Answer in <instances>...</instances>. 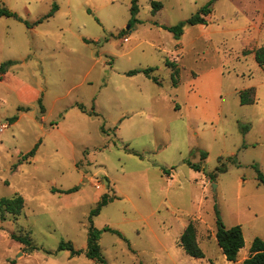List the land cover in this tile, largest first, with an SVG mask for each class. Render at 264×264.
<instances>
[{"label":"rangeland","instance_id":"rangeland-1","mask_svg":"<svg viewBox=\"0 0 264 264\" xmlns=\"http://www.w3.org/2000/svg\"><path fill=\"white\" fill-rule=\"evenodd\" d=\"M209 1L138 0L134 20L133 0H0L19 16L0 17V199L25 198L0 214V264H101L85 253L91 225L120 232L102 233L106 264H241L264 239V0H215L205 23L166 28ZM146 67L160 83L128 74ZM250 87L256 102L241 104ZM218 215L243 229L237 261ZM190 221L205 258L179 244Z\"/></svg>","mask_w":264,"mask_h":264},{"label":"trees","instance_id":"trees-1","mask_svg":"<svg viewBox=\"0 0 264 264\" xmlns=\"http://www.w3.org/2000/svg\"><path fill=\"white\" fill-rule=\"evenodd\" d=\"M215 0H210L206 5L201 7L199 11L191 16L186 21H182L177 25L174 26H167L166 28L172 32L175 33L177 37H180L185 30V26L187 24H198V23H205L206 22V16L209 15L212 12V4ZM138 0H133V4L131 7V12L133 15L134 20L136 19V15L139 12L138 7ZM163 7V2L161 1H153V12L156 13L158 10H160ZM57 6H54L53 10L46 15L44 18H48L51 15L54 14ZM18 17L19 16L13 12L11 9H9L7 6L2 5L0 6V17ZM43 19L38 20V22H41ZM254 55L257 63L261 66H264V44L258 47L254 50ZM13 61H7L2 64L1 68L2 70H5L7 66L11 65ZM167 65L172 68V80L174 84H177L178 82V73L180 69L178 68V64L175 61L167 60ZM156 67H146V68H139V69H133L128 71L129 75H133L139 72L144 73L146 76L150 77L152 80H154L157 83H160V79L157 75H155ZM240 102L241 104H252L256 102V89L255 87H250L246 90H243L240 92ZM83 110H85V107L80 106ZM23 109V108H20ZM44 110V107H43ZM18 119V116L15 115L11 118H9V122L13 123ZM242 129L244 131H247L249 129L248 125H242ZM39 143L35 145V147L29 151L27 154L23 156V160H30L31 157H33L38 149ZM207 157V153H202V158L205 159ZM191 164V162H189ZM193 165V164H191ZM197 169H200V165H193ZM258 169V168H257ZM227 171V165L224 163L221 166H219L215 171L211 172L212 179L215 178L218 174V172H225ZM259 177L264 183V173L259 171ZM74 189H70L69 191H72ZM110 200V197H103V199L100 201L98 206L92 211V215L99 214L101 211L102 206L108 204ZM25 206V198L21 194H17L13 197H3L0 199V214L1 217L4 218L6 213H10L13 215H19L22 211V209ZM216 240L218 242V245L220 246L222 252L226 256V258L229 261H237L240 249L245 246V239L243 234V229L241 225H235L232 227H226L224 223L222 222L221 218L218 215L217 218V224H216ZM106 230H111L113 232H116L120 234L119 231L111 228V227H105L103 229L96 228L94 225H91L88 232V239H87V248H86V255L97 261L101 264H106L107 260L105 256L102 253V248L100 245V239L102 236V233ZM13 237L23 243L31 244V239L28 236H17L13 235ZM179 244L182 246L184 251L191 257L195 258H205L206 253L204 252L202 246L200 245V242L198 240V231L197 226L195 222L190 221L183 233L180 236ZM70 249L72 253H78V251L75 249L72 242L68 241H62L59 245L58 250L63 249ZM241 264H264V239L257 236L254 238L251 247H250V254L247 258L243 260Z\"/></svg>","mask_w":264,"mask_h":264},{"label":"crops","instance_id":"crops-1","mask_svg":"<svg viewBox=\"0 0 264 264\" xmlns=\"http://www.w3.org/2000/svg\"><path fill=\"white\" fill-rule=\"evenodd\" d=\"M214 70H215V69H210V70H207V71H206V75H207V74H210V73H213V72H214ZM242 262H243V261H242Z\"/></svg>","mask_w":264,"mask_h":264},{"label":"built area","instance_id":"built-area-1","mask_svg":"<svg viewBox=\"0 0 264 264\" xmlns=\"http://www.w3.org/2000/svg\"><path fill=\"white\" fill-rule=\"evenodd\" d=\"M126 40H128V38H126Z\"/></svg>","mask_w":264,"mask_h":264},{"label":"water","instance_id":"water-1","mask_svg":"<svg viewBox=\"0 0 264 264\" xmlns=\"http://www.w3.org/2000/svg\"><path fill=\"white\" fill-rule=\"evenodd\" d=\"M214 186H216V184H214Z\"/></svg>","mask_w":264,"mask_h":264}]
</instances>
